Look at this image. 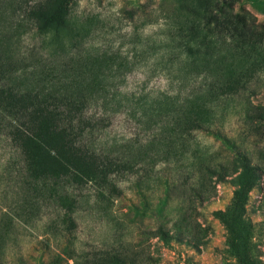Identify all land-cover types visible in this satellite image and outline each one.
I'll return each mask as SVG.
<instances>
[{
  "label": "rangeland",
  "instance_id": "1",
  "mask_svg": "<svg viewBox=\"0 0 264 264\" xmlns=\"http://www.w3.org/2000/svg\"><path fill=\"white\" fill-rule=\"evenodd\" d=\"M21 1L0 0V38L11 36L15 61L24 67L15 85L34 86L41 69L57 81L83 73L92 95L85 117L95 128L85 143L133 166L119 176L117 196L102 197L91 184L69 188L78 202L79 250L128 252L144 264L235 263L229 234L214 213L231 204L236 157L244 154L260 171L245 218L264 263V73L250 91L217 105L208 132L190 142L169 138L170 108L204 89L214 74L209 79L207 61L200 59L191 75L177 53L168 52L150 0L77 2L71 17L82 36L64 53L42 50L20 16ZM235 9L264 26V0H240ZM41 188L30 182L7 132H0V258L6 264H47L61 251L55 224L62 211ZM161 226L174 239L153 235Z\"/></svg>",
  "mask_w": 264,
  "mask_h": 264
},
{
  "label": "trees",
  "instance_id": "2",
  "mask_svg": "<svg viewBox=\"0 0 264 264\" xmlns=\"http://www.w3.org/2000/svg\"><path fill=\"white\" fill-rule=\"evenodd\" d=\"M79 1L82 0L18 3L23 22L41 40L43 51L64 53L76 47L82 34L73 24L71 11ZM239 1L150 0L156 22L162 20L165 27L168 52H176L177 60L191 75L200 59L207 61L209 79L214 74L204 89L190 92L170 108L169 138L190 142L197 132H208L217 105L250 91L252 83L264 73V26L250 12L237 11L235 4ZM139 8L144 9L142 5ZM11 39L6 35L0 38V132L6 131L21 153L30 182L47 189L62 211L55 224L61 231L62 248L47 264H144L128 252L79 250L78 202L69 188L91 184L102 197L117 196L119 176L133 168L132 162L120 163L102 156L85 143L88 136H94L95 128L85 117L92 95L83 84V73L57 81L53 74L41 69L34 86L23 89L15 85V77L23 69L8 44ZM32 69L35 75L36 68ZM94 79L98 82L100 78ZM236 160L239 167L232 180L236 186L233 200L225 211H217L214 216L229 234V251L235 260L230 264H264L249 240L254 226L245 218L249 195L260 180V171L247 155L238 154ZM207 172L214 174L215 170L209 167ZM152 233L167 242L174 239L163 226ZM0 264H6L2 257Z\"/></svg>",
  "mask_w": 264,
  "mask_h": 264
}]
</instances>
